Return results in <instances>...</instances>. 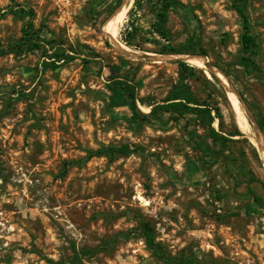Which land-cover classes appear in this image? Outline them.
Listing matches in <instances>:
<instances>
[{"label":"rangeland","instance_id":"374dc122","mask_svg":"<svg viewBox=\"0 0 264 264\" xmlns=\"http://www.w3.org/2000/svg\"><path fill=\"white\" fill-rule=\"evenodd\" d=\"M134 1L0 0V264H264V160L237 125L229 90L197 58L180 60H207L258 125L264 0L241 3L259 72L239 64L235 0H178L186 9L169 12L167 27L182 53L169 55L146 52L150 43L144 50L125 44L132 24L148 38L153 21L149 4L135 8ZM143 54L160 61L134 57ZM114 66L131 79L146 117L107 105ZM178 90L198 105L150 114ZM205 107L219 143L198 111ZM237 130L240 136H228ZM122 145L135 151L81 163L87 150ZM68 161L79 164L60 177ZM145 223L160 257L144 243Z\"/></svg>","mask_w":264,"mask_h":264},{"label":"trees","instance_id":"16d2710c","mask_svg":"<svg viewBox=\"0 0 264 264\" xmlns=\"http://www.w3.org/2000/svg\"><path fill=\"white\" fill-rule=\"evenodd\" d=\"M142 1H146L151 9V14L153 15V21L150 22V28L145 34L149 35L148 38L141 37L138 30L133 26H130L129 30L125 34V44L128 47H138L140 50H144L143 43H150L155 46L154 50L146 51L155 53L158 55H169V54H180L182 53L173 43L170 32L168 30V15L171 11L182 12L186 9L185 5L178 0H135L134 7L141 8ZM244 0H235L234 8L241 18L242 23V34H241V47L242 55L239 58V64L243 67L252 68V70L259 72L257 64L253 60V56L257 55L256 51V41L251 31L250 21L247 14L244 12L241 3ZM28 34L25 32L21 41H27ZM141 37V38H140ZM140 38V40H139ZM182 72L186 75L191 76V72L195 70L192 67L187 66L185 63H179ZM121 66H114L112 73L114 76L109 79L107 84V90L109 95L105 96V101L110 108H128L132 116L137 118V116L143 118V115L139 112L136 104V94L133 83L128 75L121 74ZM167 104L154 105L150 111V114H155L158 110H163L165 112L173 110L175 112L183 113L185 111H190V104L198 105L196 101L189 95L178 90L167 97L165 101ZM204 114L209 120V137L215 142L219 143L224 138L218 134V132L211 126L213 117L208 108H200L198 110ZM214 113L218 118H221V112L219 108H214ZM258 125L261 130H264V118L260 117ZM240 132L237 130L235 133L229 134V137L240 136ZM134 148L128 145H122L116 148H102L99 150H87L85 158L81 161L85 162L94 157H106L109 161H113L120 156H126L134 152ZM79 164L78 161H68L64 164L60 177H64L70 167H74ZM140 230L142 232V238L146 247L151 251L152 254L160 257L162 256L163 248L155 241L152 234V228L149 224L145 223L141 225ZM53 263V262H51ZM55 264V263H53Z\"/></svg>","mask_w":264,"mask_h":264},{"label":"bare ground","instance_id":"6f19581e","mask_svg":"<svg viewBox=\"0 0 264 264\" xmlns=\"http://www.w3.org/2000/svg\"><path fill=\"white\" fill-rule=\"evenodd\" d=\"M106 32L109 34V36H111V38L113 40H115V42L117 41V32L115 29L109 27V23H107V28H106ZM194 58V57H193ZM191 59V58H188ZM199 62H201V67L203 68V60L200 58H197ZM213 74L216 76L217 79H219V81L221 82V84L223 85L224 88H226V90L228 91V100L230 102V106L232 108V111L235 114L236 117V121H237V125L239 126L240 130L247 134L249 136V139L251 141V143L258 149L261 157L264 160V147L262 145L261 140L257 137L256 134H251V132L249 131L247 124L245 122V118L244 115L241 111L240 105L239 103L235 100V98L232 96V94L230 93V86L228 84L227 79L222 76V74H220L218 71H216L215 69L212 70ZM208 77H210V75L207 73ZM264 142V139L262 138L261 135H258Z\"/></svg>","mask_w":264,"mask_h":264},{"label":"water","instance_id":"95a60500","mask_svg":"<svg viewBox=\"0 0 264 264\" xmlns=\"http://www.w3.org/2000/svg\"><path fill=\"white\" fill-rule=\"evenodd\" d=\"M135 58H140V59H143V60H152V61H160V59L158 57H156L155 55H152V54H143V55H139V56H134ZM200 58L203 60V65L204 67H206L208 70H210L212 72V70L214 69V67H212L207 60H205L203 57H200V56H184L183 58H181L180 60L181 61H184V62H188L187 59L188 58ZM216 70V69H215ZM218 71V70H216ZM220 74H222L220 71H218ZM213 73V72H212ZM222 76H224L222 74ZM225 77V76H224ZM226 78V77H225ZM227 79V78H226ZM219 81V80H218ZM228 81V80H227ZM220 82V81H219ZM221 83V82H220ZM228 84L230 86V92L232 94L235 95V97L237 98L238 102L242 105L243 109L245 110V113L248 117V119L250 120L252 126H253V129H254V132L256 135H261L262 138H263V135L261 134L260 132V129L256 123V121L253 119L251 113L249 112L247 106L244 104L243 102V99L239 96V94L234 90V88L230 85L229 81H228ZM223 86V85H222ZM264 139V138H263Z\"/></svg>","mask_w":264,"mask_h":264}]
</instances>
